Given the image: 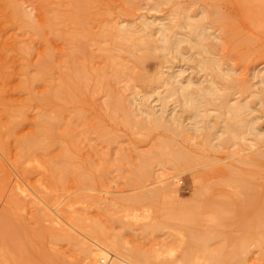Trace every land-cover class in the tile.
Instances as JSON below:
<instances>
[{
  "label": "rangeland",
  "instance_id": "obj_1",
  "mask_svg": "<svg viewBox=\"0 0 264 264\" xmlns=\"http://www.w3.org/2000/svg\"><path fill=\"white\" fill-rule=\"evenodd\" d=\"M79 1L0 0V264H90L95 244L109 242L111 252L132 264H264V222L256 218L264 199V141L255 144L260 139L256 134L264 133V2L252 4L253 12L242 0ZM183 9L192 21L207 15L202 20L208 31L205 52L190 49L186 42L181 43L180 56L175 51L162 55L154 45L142 52L132 46L128 50L134 42L123 46L119 37L111 36L114 28L127 25L137 37L149 33L157 45L156 26L176 22ZM249 13L250 20L245 16ZM151 21L154 25H147ZM184 24L181 30H186ZM128 32L124 34L135 36ZM146 51L152 56L139 67L137 55ZM190 54L193 61L186 62ZM202 58L213 61L222 77L216 83L229 104L247 103L243 115L253 119L255 133L244 131L248 135L243 133V140H227L220 147L213 137L215 148H209L193 129L182 138L161 128L146 133L133 122H123L125 110L141 119L140 98L158 109L160 97L166 96V76L174 74L184 80L181 84L191 80L209 86L208 72L196 64ZM46 59L52 66L36 81ZM71 66L86 70L81 73L85 78L79 70L70 77ZM141 75L148 76L146 83L139 80ZM74 81L82 83L78 98L56 100L62 107L58 122L53 119L58 139L44 140L47 150H33L29 143L41 138L42 114L55 116L39 99L64 89L77 91ZM66 83L70 86L65 88ZM178 98L165 99L166 117L174 115L190 128ZM219 102L199 105L213 117ZM113 105L121 111L114 112ZM224 110L220 108L221 120L213 117L215 130L225 125ZM196 123L202 125L201 118ZM64 149L74 153L71 158ZM179 150L190 159L182 163L176 181L170 180L173 171L158 159ZM140 166H147L148 174L139 180ZM63 171L68 184L53 186ZM233 179L246 181L252 196L248 205ZM170 181L175 192L164 191ZM201 185L208 187L207 198L198 195Z\"/></svg>",
  "mask_w": 264,
  "mask_h": 264
},
{
  "label": "bare ground",
  "instance_id": "obj_2",
  "mask_svg": "<svg viewBox=\"0 0 264 264\" xmlns=\"http://www.w3.org/2000/svg\"><path fill=\"white\" fill-rule=\"evenodd\" d=\"M78 1V3L80 2L79 0H77ZM166 1H170V0H166ZM242 1H244V3H243V7L245 8V7H251L252 9H253V12H254V6L252 5V4H261V2H264V1H259V0H242ZM73 2V1H72ZM71 2V3H72ZM85 3H86V5H90V2L88 1V2H83V4L85 5ZM159 3V2H158ZM82 4V3H81ZM81 4H80V6H81ZM259 4V5H260ZM262 4H264V3H262ZM85 5V6H86ZM157 5V4H156ZM155 6V5H154ZM77 7H79V6H77ZM82 7V6H81ZM156 7V6H155ZM256 7V6H255ZM258 7V6H257ZM177 8V7H176ZM76 9V8H75ZM82 9V8H81ZM256 9V8H255ZM262 9H264V8H262ZM178 10H180V9H178ZM257 10H260V8L258 7L257 8ZM257 10H255L256 11V13H258L257 12ZM186 11V12H185ZM203 11V10H202ZM81 12V11H80ZM181 12V13H180ZM178 14H179V16H177V17H179V19H177L176 20V22H174V23H172L171 22V24H166V23H164V22H160L159 24H158V26H156V27H158V29H157V32H158V36H159V40L157 41V42H159L157 45H155V43L153 42V40L151 39V35L149 34H145L144 36H140V37H137L134 33L135 32H137V31H133V32H131L132 30H131V28H126V26H125V28H122V29H119V28H114L112 31H113V34L111 33V32H109L110 34H112L111 36L113 37V35H115L117 38L119 37L120 38V42H121V44H123V46L125 45V44H127L128 42H130V41H132V42H134V44H132V43H130V46H128L127 47V49L128 50H131L130 48H131V46H132V48H134V49H136V50H140V49H144V48H148V47H152V45H154V50H155V48L156 49H159L162 53V55H167V54H169V53H171V52H173V51H175V53L177 54V55H183V53L181 52V49H180V46H181V43H183V42H186V43H188V44H190V49H193V50H197V48H199L200 50H203L204 51V48H205V46L207 45V43L206 44H204L203 42H204V40H206L205 38H206V35L204 34V31H205V29H206V31H207V26L205 27V25H204V23H203V21L202 20H205L206 18H207V15H206V18L204 19V17H203V19L202 18H200V19H198V20H195V21H192V19H191V15L189 16L187 13V9L185 10V9H183L182 11H180ZM245 12V11H244ZM21 13V12H20ZM29 13V12H28ZM27 13V14H28ZM204 13V12H203ZM26 14V13H25ZM27 14H26V16H27ZM177 14V15H178ZM181 14V15H180ZM202 14V13H201ZM214 14V13H213ZM261 14H262V10H261ZM250 15H253V13L251 14V13H249V14H245V16L248 18V20H250V18H249V16ZM25 16V15H24ZM253 18V17H252ZM216 19L218 20V21H221V23L223 22L224 24H225V22L223 21V19L225 20V18L224 17H222V15L221 16H217L216 17ZM254 20V19H253ZM258 20V19H257ZM257 20H255V22L257 21ZM182 21H185V23H186V25L184 24L183 26H185L184 27V29L186 28V30H181L182 28ZM216 21V20H215ZM253 22V21H252ZM154 22H148V24L147 25H154L153 24ZM170 23V22H169ZM222 23V24H223ZM146 24V23H145ZM48 25H49V23H48ZM51 25V24H50ZM119 25H120V23H119ZM124 25V24H123ZM53 26V25H52ZM112 26V25H111ZM51 27V26H50ZM121 27V26H120ZM134 29V28H133ZM144 30V29H143ZM105 31H106V29H105ZM128 31H130L132 34H134L135 36H133V35H126V34H124L125 32L127 33ZM205 31V33H208V31L206 32ZM234 31V30H233ZM43 32V31H42ZM235 32V31H234ZM129 33V32H128ZM141 33V32H140ZM142 34V33H141ZM140 34V35H141ZM144 34V33H143ZM152 34H153V32H152ZM209 34H210V32H209ZM108 35V34H107ZM137 35H139V34H137ZM235 35V34H234ZM104 37V36H103ZM110 37V36H109ZM210 37H211V35H210ZM214 37V36H213ZM95 38V37H94ZM101 38V37H100ZM105 38V37H104ZM97 39V38H96ZM158 39V38H157ZM78 40V39H77ZM240 40V39H239ZM95 41V40H94ZM155 41V40H154ZM238 41V40H237ZM102 42V41H101ZM111 42V41H110ZM117 42H119V41H117ZM208 42V41H207ZM245 42V41H244ZM248 42V41H247ZM97 43V42H96ZM154 43V44H153ZM236 43V42H235ZM129 44V43H128ZM210 44V43H209ZM208 44V45H209ZM211 45V44H210ZM97 46V45H96ZM126 46V45H125ZM213 46H214V44H213ZM103 47V46H102ZM110 47V46H109ZM150 47V48H151ZM183 47V46H182ZM116 48V47H115ZM150 48H149V50H150ZM215 48V47H214ZM213 48V49H214ZM122 49V48H121ZM125 49V48H124ZM134 49H132L133 50V53H134ZM184 49V48H183ZM182 49V50H183ZM135 50V51H136ZM145 50V49H144ZM148 50V49H147ZM195 50V51H196ZM99 51V50H98ZM104 51V50H103ZM111 51V50H110ZM115 51V50H114ZM123 51V50H122ZM141 51V50H140ZM153 51V50H152ZM142 52V51H141ZM205 52V51H204ZM206 52L208 53V51L206 50ZM139 53V52H138ZM129 54V53H128ZM115 55V54H114ZM179 55V56H180ZM191 56H188L187 58H186V62L187 61H193V59H192V54H190ZM118 56V55H117ZM133 56V55H132ZM152 55H151V53L150 52H148V51H146L145 53L143 52V54H140V56H138L137 55V59H136V61H137V65L139 66V65H141V64H143V62L145 61V60H147L148 58H150ZM166 57V56H165ZM108 58V57H107ZM135 58V57H134ZM111 59V58H110ZM47 60V59H46ZM43 61L42 62V65H41V67L37 70V75H36V77H34V79L37 81H39V80H41V79H44L45 77H46V75H47V72H46V69L48 68V67H50V66H52V63L50 62V59L49 60H47V61ZM112 61V60H111ZM185 62V63H186ZM74 64V63H73ZM123 64V63H122ZM197 66L200 68V70H202V71H205L206 73H207V76H209L210 78L208 79V81H209V86L207 85H205V86H203L201 83H195V82H192L191 80H188L186 83H182L181 84V81H184V80H179V79H177L176 78V76H174V74L173 75H169L168 77L166 76V80H165V84H166V86H167V88L165 89V91H164V94H166V96H163V94H162V97H160V99H159V107H158V109H156V108H154V107H148L149 105L146 103L145 104V101H143V102H141V98H140V110L137 108V111L139 110V112H141L143 115H144V117H142L141 116V119H139V120H137L136 118L134 119V117H133V115H131L130 114V111L129 110H125V120L126 121H123V122H125V123H127V124H129V123H131V122H133L134 124H135V126L136 127H139L138 129H140V130H144V132H146V133H149V132H151V131H153V130H155V129H159V128H161V129H164V131H167V133L168 132H170V133H172V134H174L173 136H180V137H182V138H186L187 137V131H188V129H193V130H195L196 132H200L201 134H202V136H203V138H204V141L206 142V144L208 145V143H209V148H215V147H213V145L211 144V139L213 138V137H215V138H218L217 140H218V142H215L214 144H217V143H219V145H218V147H220V144H225V142L227 141V140H235V139H240V140H243L244 139V137L242 136L243 135V133L245 134L246 133V135H248L247 133L249 132L250 134L251 133H255L254 131L256 130V128H255V126H254V124L251 122V121H253V119L252 120H247L246 118H245V115H243V113H245V111L246 110H248V108H249V106L247 105V103L245 104L244 102H241V103H243V104H240V103H234V104H229V102L227 101V93H223L222 91H221V89L220 88H218V83H216V82H220L221 81V78L219 77V74L216 72V70L213 68V61H211V60H209V59H206V58H202V59H200L197 63ZM79 65V64H78ZM107 65V64H106ZM70 66V65H69ZM75 67H77L76 65H74ZM75 67H70V74H69V76L70 77H72V78H74L72 75H76V73L78 72V70L80 71V76H82L81 75V73H82V71H83V74H84V72L86 71H84L83 69L81 70V68L79 69V68H75ZM140 67V66H139ZM214 67H216V65L214 66ZM122 69V68H121ZM220 69V68H219ZM88 70V69H87ZM115 70V69H114ZM87 74H89V73H87ZM79 75V74H78ZM86 75V74H85ZM155 75L156 74H154V78H155ZM117 76V75H116ZM120 76V75H119ZM136 76H137V74H136ZM135 76V77H136ZM139 76V75H138ZM159 76H161V75H159ZM207 76H205V77H207ZM76 77V76H75ZM107 77V76H106ZM126 77H127V75H126ZM133 77V76H132ZM146 77V75L143 77L142 75H141V77H140V79L139 80H142V82H145L146 83V80H147V77ZM153 77V76H152ZM158 77V76H157ZM68 78V77H67ZM78 78H79V76H78ZM81 78H85V76H82ZM125 78V77H124ZM163 77H161V79H162ZM217 78H220V81H216V79ZM102 79V78H101ZM113 79H115V78H113ZM118 79V78H117ZM137 79V78H136ZM151 79V78H150ZM149 78H148V80H150ZM158 79V81H160L159 80V78H156V80ZM181 79V78H180ZM205 79V78H204ZM224 79V78H223ZM31 80H33V79H31ZM76 80V79H75ZM81 80V79H80ZM88 80V79H87ZM118 80H120V79H118ZM138 80V81H139ZM153 80V81H152ZM152 80H150V81H152V82H154V80L155 79H152ZM207 80V79H206ZM262 81H264V79H261ZM102 81H103V79H102ZM105 81V80H104ZM122 81V80H121ZM164 81V80H163ZM162 81V82H163ZM207 81V82H208ZM230 81V80H229ZM228 81V82H229ZM33 82V81H32ZM75 82V81H74ZM85 82V81H84ZM129 82V81H128ZM204 82H206L205 80H204ZM223 82V81H222ZM225 82H227V81H225ZM233 82V81H232ZM81 83V82H80ZM157 83V82H156ZM161 83V82H160ZM164 83V82H163ZM231 83V82H230ZM104 84V83H103ZM153 84V83H152ZM162 84V83H161ZM66 86H65V88L66 87H69L70 86V84L69 83H66L65 84ZM81 85H82V83H81ZM79 83L77 84L76 82L75 83H73V86L76 88V90L77 91H68V90H66V89H64L63 91H56V92H52V93H50L49 95H46L45 97H43V98H41V99H39V101H40V105L41 106H51V109H50V111H51V113L52 112H54L55 113V116H54V118L52 117V118H50L49 116H47V114L46 113H48L47 111H46V113H44V111H43V113L44 114H42V116H41V118H42V120H41V124H42V133H41V138L39 139L38 138V136H35V137H37L36 138V140H39V141H37L36 142V140H34V141H31L29 144H30V147L33 149V150H36V149H40V150H47L48 149V145H46V144H44L43 143V141L44 140H53L54 139V141H55V139H58V133H57V135H56V133H55V131H57L58 129V127H57V119L58 118H60V110H61V106L60 105H58V103H57V99H64V100H66V102L68 101V102H72V101H75L76 100V98H78V91H81V86ZM145 85V84H144ZM147 85V84H146ZM231 85H232V83H231ZM24 86H26V85H24ZM28 86V85H27ZM26 86V87H27ZM96 86V85H95ZM103 86V85H102ZM148 86H149V84H148ZM152 86V85H151ZM229 86H230V84H229ZM62 87V86H61ZM84 87V86H83ZM245 88H244V90H246V87L247 86H244ZM25 88V87H24ZM248 88V87H247ZM28 89V88H27ZM69 89V88H68ZM71 89H72V87H71ZM249 89V88H248ZM30 90V89H29ZM106 90V89H105ZM162 93V92H161ZM175 96V95H178V102H179V107H180V110H181V112H183V113H187V115H188V117L190 118V122H192L191 124H190V128H187V127H185L184 125H182L181 123H180V121H179V118L178 117H176V116H171V118H169V119H167V117H166V115H167V111H166V108H167V106H166V103L167 102H165V99H167V96L169 97V96ZM262 95V94H261ZM159 96H161V95H159ZM258 96H260V95H258ZM81 98V97H80ZM143 98H144V96H143ZM146 98V97H145ZM260 98V97H259ZM78 100V99H77ZM146 100V99H145ZM216 101V100H219L220 102L218 103V107H217V109H219V112L215 115V116H213V117H215L216 118V120H221L220 118H221V114H222V111L220 112V108H222L223 107V109H225L224 110V113L225 114H227V119H226V121H224L225 122V125H224V127L222 128V130H215V126L217 125V123L218 122H216V123H212V121H213V117H212V115H210V113H208V110H202V108L200 107V105L199 104H205L206 106H212L213 104L211 103L212 101ZM261 100V99H260ZM116 101H118V100H116ZM239 101V100H238ZM237 101V102H238ZM77 102V101H76ZM177 102V103H178ZM113 103V102H112ZM110 104V103H109ZM148 105V106H147ZM120 107H116L115 105H113L112 106V110L114 111V112H119V111H121L120 109H119ZM121 108H123V107H121ZM127 109H129V108H127ZM63 110V109H62ZM124 111V110H123ZM118 114V113H117ZM115 116V115H114ZM49 117V118H48ZM62 117H64V116H62ZM62 117H61V119H62ZM199 118H201V122H202V125H200V126H198L197 125V123H196V120L197 119H199ZM53 119H55L54 121H53ZM115 119V118H114ZM116 119H118V118H116ZM215 120V119H214ZM122 122V121H121ZM61 123V122H60ZM59 124V123H58ZM63 126V125H62ZM132 126V125H131ZM244 131H248V132H244ZM72 132V131H71ZM66 133V132H65ZM224 134V133H228L229 134V137L227 138H224V139H221L222 138V136L220 137V134ZM70 134L71 133H67V136H70ZM75 135V134H74ZM253 135V134H252ZM61 136V135H60ZM225 136V135H224ZM245 136V135H244ZM73 137V136H72ZM71 137V138H72ZM256 137H260V139H259V141H256V143L255 144H257V143H261L262 141H264V133H257L256 134ZM67 138V137H66ZM214 138V139H215ZM230 138V139H229ZM256 140V139H255ZM48 142V141H47ZM164 141H162L161 143H160V146H161V144L163 143ZM240 142V141H239ZM242 142V141H241ZM228 144H231V143H228ZM233 144V143H232ZM232 144H231V146H232ZM243 144V143H242ZM227 145V144H226ZM241 145V144H240ZM239 145V146H240ZM253 145V144H252ZM163 146H164V144H163ZM230 146V147H231ZM233 146H234V144H233ZM242 146V145H241ZM246 146V145H245ZM72 147V146H71ZM222 147H224V145H222ZM161 148V147H160ZM243 148H244V146H243ZM25 150V149H24ZM156 150H157V148H156ZM216 150V149H215ZM39 152V151H38ZM41 152V151H40ZM62 152V151H61ZM161 152V151H160ZM33 153V152H32ZM157 153H159V150H158V152ZM27 154V153H26ZM31 154V153H30ZM49 154H50V151H49ZM71 154L73 155L74 153L71 151V150H69V149H67V150H65L64 149V155L66 156V157H72L71 156ZM150 154V153H149ZM19 155V154H18ZM25 155V154H24ZM160 155H161V153H160ZM170 155L172 156V157H162L161 158V156H160V159H158L157 157V155H155V157L159 160V161H162L163 163H167V165L169 164V168L168 169H171L170 171L172 172V173H174V174H172L171 176H167V177H169L168 179H172V180H175L176 181V179L175 178H177L178 177V175L176 174L179 170H180V168L182 167V163L184 162V161H186V160H189L190 159V157H186V153H184V151H182V150H179V151H176V152H173V153H170ZM63 156V155H62ZM28 157H30V156H28ZM23 158H24V156H23ZM26 158V157H25ZM143 158V157H142ZM150 158V157H149ZM70 160V159H69ZM149 159L146 157V159H144V162H147ZM68 161V160H67ZM66 161V162H67ZM156 162V161H155ZM143 163V162H142ZM151 163V162H150ZM70 165V164H69ZM139 165H140V163H139ZM148 165H149V163H148ZM147 165V166H148ZM166 165V166H167ZM53 166V165H52ZM147 166H140V168L138 167V169H136V170H138L139 172H138V174L136 175V178L137 179H141V178H143V176L147 173V171H146V167ZM70 167V166H69ZM64 168V167H63ZM67 169V168H66ZM56 170V169H55ZM64 170V169H63ZM53 171V170H52ZM58 171V170H57ZM67 171V170H66ZM70 171V170H69ZM72 172V171H71ZM134 172V171H133ZM55 173V172H54ZM67 173H68V171H67ZM137 173V172H136ZM170 173V172H169ZM168 173V175H170ZM148 174V173H147ZM55 175H57V174H55ZM60 175V174H59ZM62 177L61 178H54L53 180H52V184H53V186H55V187H59L60 188V186H63L64 187V185L65 184H68V183H66V180H65V175H66V172H64L63 171V173H62ZM72 175V174H71ZM135 175V174H134ZM58 176V175H57ZM70 176V175H69ZM76 176V175H75ZM146 176V175H145ZM56 177V176H55ZM132 177H133V175H132ZM149 176H147V178H148ZM237 177V176H236ZM244 177V176H243ZM75 179V178H74ZM88 179V178H87ZM233 180H235V182L237 183V184H239V186L241 187V189L243 190V196L246 198V203H247V205L249 204V201H247L248 199L250 200L251 199V197L252 196H249V193H248V188H247V183H246V181L245 182H243L242 181V179L241 180H239V179H233ZM245 180V179H244ZM70 181V180H69ZM79 181H80V179H79ZM83 181H84V179H83ZM86 181V180H85ZM179 182V181H178ZM81 183H82V180H81ZM229 183V182H228ZM70 184H73V183H70ZM75 184V183H74ZM79 184V183H78ZM82 184H86L85 182L84 183H82ZM171 184H173L171 181H170V183H168L167 184V186L165 187V189H164V191L165 192H175V191H173V189H172V185ZM89 185V184H88ZM175 185H177V184H175ZM235 185V184H234ZM66 186V185H65ZM206 186V185H205ZM205 186H203V185H201L200 186V188L198 189L199 190V192H198V195H199V197L201 198V196L202 195H205V196H203V197H205V198H207L206 197V194L208 193V191L206 192V190H208V187L206 188ZM174 187H176V186H174ZM262 188V187H261ZM62 189V188H61ZM257 189V188H256ZM255 189V190H256ZM258 190V189H257ZM164 192V193H165ZM260 192V191H259ZM204 193H206V194H204ZM169 195V194H168ZM174 195V194H173ZM176 195V194H175ZM256 195V194H255ZM254 195V196H255ZM262 195H264V194H262ZM170 196V195H169ZM259 196V195H258ZM48 197V196H47ZM250 197V198H249ZM209 198V197H208ZM244 199V198H243ZM254 199V198H253ZM257 199V198H256ZM48 200H49V198H48ZM207 200V199H206ZM205 200V202L204 203H207V201ZM35 201V200H34ZM202 201V200H201ZM48 202V201H47ZM255 202V201H254ZM51 203V202H50ZM203 203V202H202ZM245 203V204H246ZM55 204V203H54ZM250 204H252V203H250ZM48 205V204H47ZM259 205V208H260V211H259V213L257 214V217L256 218H258L259 220H262V222H264V199H262V197H261V203L260 204H258ZM212 206V205H211ZM257 206V205H256ZM43 207V206H42ZM46 208V207H45ZM204 208V207H203ZM217 208V207H216ZM258 208V207H257ZM54 209V208H53ZM180 209H182V208H180ZM213 209H215V207H213L212 208V210ZM219 209V208H218ZM243 209V208H242ZM180 212V211H179ZM186 212V211H185ZM214 212V211H213ZM207 213H209V212H207ZM50 214V213H49ZM223 214V213H222ZM56 215V214H55ZM59 215V214H58ZM178 215H181V214H178ZM182 215H183V213H182ZM191 215V214H190ZM60 216V215H59ZM186 216V215H185ZM178 217V216H177ZM210 217V216H209ZM57 218V217H56ZM59 218V217H58ZM61 218V217H60ZM210 218H213V217H210ZM183 220V219H182ZM211 220V219H210ZM213 220H215V219H213ZM60 221V220H59ZM60 224V223H59ZM66 228V227H65ZM64 231V230H63ZM62 231V232H63ZM79 233V232H78ZM99 235V234H98ZM96 238V237H95ZM81 242V241H80ZM110 244H112V242H109L108 244H106V245H104V246H101V245H98V244H95V248H96V250H92V251H90V258H89V260H90V264H98L100 261H102V262H104L105 264H132L131 262H129V261H127V260H125V258H123V257H120V256H118V255H116L115 253H113V252H111L109 249L112 247V245H110ZM117 245V244H116ZM90 249H92V248H90ZM116 250V249H115ZM89 251V250H88ZM73 261V260H72ZM71 261V262H72ZM71 264H75V262H72ZM79 264V263H78Z\"/></svg>",
  "mask_w": 264,
  "mask_h": 264
},
{
  "label": "built area",
  "instance_id": "obj_3",
  "mask_svg": "<svg viewBox=\"0 0 264 264\" xmlns=\"http://www.w3.org/2000/svg\"><path fill=\"white\" fill-rule=\"evenodd\" d=\"M98 264H105L104 262L100 261Z\"/></svg>",
  "mask_w": 264,
  "mask_h": 264
}]
</instances>
